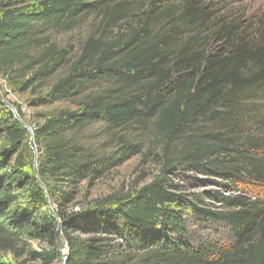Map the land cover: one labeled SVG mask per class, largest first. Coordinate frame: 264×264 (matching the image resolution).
I'll return each instance as SVG.
<instances>
[{
    "label": "trees",
    "instance_id": "16d2710c",
    "mask_svg": "<svg viewBox=\"0 0 264 264\" xmlns=\"http://www.w3.org/2000/svg\"><path fill=\"white\" fill-rule=\"evenodd\" d=\"M124 3L39 0L0 10V67L19 66L23 79L31 73L18 90L35 93L51 86L49 79L67 67L32 106L59 101L76 107L45 116L31 134L16 112L0 103V130L7 140L0 150V264H18L27 254L21 245L39 239L36 208L53 233L61 228L68 248L65 264H264V113L257 111L264 100V40L256 43L230 25L215 31L211 49L196 45V36L177 45L174 26L167 35L143 26L106 38L123 19ZM182 17L195 32L205 20L202 12L186 11ZM96 21L72 63L49 40ZM35 50L40 52L32 55ZM94 126L123 134L110 156L91 145L88 131ZM139 135L162 140L165 172L189 168L228 182L254 200L225 197L221 202L231 212L213 213L160 179L99 203L100 221L54 215L52 202L61 207L70 196L51 181L78 186L97 180L110 161L121 160L118 155L132 154L137 145L130 138ZM33 146L40 153L37 167ZM12 174L28 185L26 192L14 195ZM191 213L225 225L233 242L197 239ZM107 228L123 243L102 237ZM48 245L35 256L41 264H56V238Z\"/></svg>",
    "mask_w": 264,
    "mask_h": 264
},
{
    "label": "rangeland",
    "instance_id": "374dc122",
    "mask_svg": "<svg viewBox=\"0 0 264 264\" xmlns=\"http://www.w3.org/2000/svg\"><path fill=\"white\" fill-rule=\"evenodd\" d=\"M39 0H0L1 8L12 4L14 6L27 5ZM117 2H125L122 5V17L120 23L115 28L109 30L107 37H115L118 33L128 34L134 29L147 26L151 31L169 34L171 27H175L174 36L177 45L187 42L190 37H195L194 42L199 47L204 46L209 49L216 46L214 42L215 31L222 29L223 26H233L243 37L260 43L264 40V0H117ZM192 11L195 16L203 13L204 23L198 32L195 28L185 22L183 13ZM185 16V15H184ZM91 23V22H90ZM88 23L82 28L73 30L69 33L54 34L50 37V42L62 51H66L69 55L70 62H74L81 55L83 46L91 33L95 30L98 21ZM168 24H171L168 27ZM194 32V33H193ZM235 33H237L235 31ZM185 36L182 37V35ZM40 51L32 52L36 55ZM23 70L17 66L14 70H6L0 67V103H3L12 112H16L17 119L31 133L39 124H43L44 117L56 114L62 110L74 111L76 107L68 102L53 101L47 104L38 103L32 106L41 96L49 93L51 86L56 84L59 78L67 73V67L59 69L49 80L51 86L39 88L38 91L20 92L19 85L30 78L31 73H27L25 79L21 78ZM18 107V108H17ZM25 108V110H24ZM257 111L264 113V100H261ZM259 113V112H258ZM91 145L104 151V154L110 156L111 153L119 149L118 139L122 133L113 135L104 126H94L88 131ZM33 141V140H32ZM130 143L137 145L129 156L110 161L107 169L95 181H86L78 186L59 183L52 185L58 186L61 190L68 192L70 200L66 205L58 206L52 202L51 208L56 212H66L68 215L81 214V219L86 222L100 221L97 216L96 208L99 203L105 202L112 196H125L133 193L156 180L164 179L167 189L190 199L197 205L207 211L213 213L231 212L221 202L225 197H243L246 200H254L248 193L240 191L237 187L230 188V184L213 176L204 175L193 171L189 168L174 167L169 172L163 170L162 164V140L152 135L143 137L139 135ZM7 144L6 135L0 130V150ZM34 156V164L37 167V160L40 153L36 146L32 148ZM129 154V152H126ZM11 184L14 195L20 192H26L28 185L20 183L15 174L11 175ZM235 211V210H232ZM42 210L36 208L35 219L39 229V239L28 241L21 246L27 250V254L20 258L17 263L27 262V264H41V259L36 258L35 254H43L49 249L51 238H56V242L60 252V259L56 264H63L62 256L68 248L61 228L54 231L45 224ZM59 219V218H58ZM60 223V222H59ZM189 224L193 236L197 239L205 241H229L227 227L223 224L200 219L191 213L189 215ZM113 225V224H112ZM107 228L102 237L113 240L116 244H122L123 240L114 233L110 235ZM58 234V235H57ZM57 235V236H56ZM101 236V235H100ZM32 252V253H31ZM34 253V254H33ZM9 255H4L7 259Z\"/></svg>",
    "mask_w": 264,
    "mask_h": 264
},
{
    "label": "built area",
    "instance_id": "2783aa9c",
    "mask_svg": "<svg viewBox=\"0 0 264 264\" xmlns=\"http://www.w3.org/2000/svg\"><path fill=\"white\" fill-rule=\"evenodd\" d=\"M24 110H25V108H24ZM15 118H17L16 114H15ZM62 259H63V264H65V262L67 260V252L65 254H63Z\"/></svg>",
    "mask_w": 264,
    "mask_h": 264
},
{
    "label": "water",
    "instance_id": "95a60500",
    "mask_svg": "<svg viewBox=\"0 0 264 264\" xmlns=\"http://www.w3.org/2000/svg\"><path fill=\"white\" fill-rule=\"evenodd\" d=\"M34 138V137H33ZM33 138H31V140H33Z\"/></svg>",
    "mask_w": 264,
    "mask_h": 264
}]
</instances>
